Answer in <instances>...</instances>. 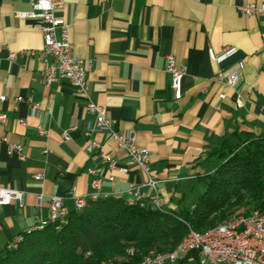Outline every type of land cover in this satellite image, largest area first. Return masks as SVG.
<instances>
[{
    "label": "crops",
    "instance_id": "obj_1",
    "mask_svg": "<svg viewBox=\"0 0 264 264\" xmlns=\"http://www.w3.org/2000/svg\"><path fill=\"white\" fill-rule=\"evenodd\" d=\"M247 3L264 6V0H64L73 53L93 61L90 98L104 106L117 131H133L137 145L149 151L150 172L170 209L202 187L218 163L209 153L224 139L234 141L235 131L264 132V17L241 16L237 6ZM29 9L28 0H0V94L7 97L0 103L7 115L0 122V187L22 193L21 206L16 198L0 204V252L48 217L51 195L72 209L74 196L91 192L86 169L101 165L85 151L83 130L95 119L85 98L67 80L49 87L42 80V64L31 54L42 34L32 19L17 16ZM167 56L184 68L179 99L170 89ZM219 71L238 76L234 89L215 79ZM19 95L39 102L40 110L16 102ZM96 137L125 165V151L106 131ZM9 143L22 145L24 160L8 152ZM109 174L114 180L102 181V195L126 201L128 184L146 179L133 167L123 173L103 165ZM141 191L147 200L150 189Z\"/></svg>",
    "mask_w": 264,
    "mask_h": 264
},
{
    "label": "trees",
    "instance_id": "obj_2",
    "mask_svg": "<svg viewBox=\"0 0 264 264\" xmlns=\"http://www.w3.org/2000/svg\"><path fill=\"white\" fill-rule=\"evenodd\" d=\"M234 135L209 153L218 163L202 177L204 188L188 208L142 207L150 202L114 195L89 198L81 210L68 211L65 223L34 225L8 241L0 264H138L150 249L171 250L189 228L203 232L233 214L263 212L264 132ZM130 246L134 254L119 261Z\"/></svg>",
    "mask_w": 264,
    "mask_h": 264
},
{
    "label": "built area",
    "instance_id": "obj_3",
    "mask_svg": "<svg viewBox=\"0 0 264 264\" xmlns=\"http://www.w3.org/2000/svg\"><path fill=\"white\" fill-rule=\"evenodd\" d=\"M29 10L18 11L17 16L28 18L34 21L42 34V45L39 49L31 52L42 64L41 76L44 84L49 87L59 80H67L78 94L86 100V109L94 114L95 119L92 126L83 130L86 139L85 151L87 154L101 160V165L88 167L87 175H91V192L73 197V207L80 208L86 204V197L94 194H106L101 191V184L104 179L113 181V175H103V165L112 170L127 173L129 168L140 170L146 179L143 183H129L125 190L127 200L142 195L141 188L148 187L153 196V203L141 204L142 207L164 208V202L157 188L158 180L151 174L149 167V151L136 143V135L133 131L119 132L113 127V120L106 115L105 108L96 104L89 95L88 72L92 67L91 59H84L73 53V44L68 36V23L64 18V0H28ZM241 16L258 15L264 17V6H257L255 3H247L237 6ZM212 60L216 59L213 49L208 50ZM14 53L10 57H14ZM165 70L170 74V89L173 97L179 99L182 96V78L184 68L178 66L172 56L166 57ZM218 82L226 84L234 89L238 76L234 73L225 74L219 71L215 75ZM220 99L225 93L218 95ZM7 99L5 94H0V103ZM16 102H25L31 112L40 110V103L31 97L21 95L14 98ZM237 106L243 103L242 97L237 93L235 98ZM7 115L0 110V122H4ZM39 135L46 136L47 131L38 126ZM107 132L108 139L114 141L125 151L126 163L119 161L103 148V143L96 137L98 132ZM63 138H69L66 132ZM44 149V152H48ZM9 153H17L20 160L25 159L23 147L19 143L8 144ZM34 179L39 180L42 174L36 173ZM18 199L22 205V193L15 190L0 187V204H7L11 199ZM41 196H39V199ZM68 209L63 206V199L59 195H51L49 200V215L45 219H39L36 224L46 220L65 223ZM193 253H196L194 256ZM134 254V248L130 246V258ZM194 259L196 264H264V211H253L246 216H235L227 224H219L215 230L207 235H196L191 229V237L183 240L182 246L175 251H170V258L165 261H153L143 264H185L188 260Z\"/></svg>",
    "mask_w": 264,
    "mask_h": 264
},
{
    "label": "bare ground",
    "instance_id": "obj_4",
    "mask_svg": "<svg viewBox=\"0 0 264 264\" xmlns=\"http://www.w3.org/2000/svg\"><path fill=\"white\" fill-rule=\"evenodd\" d=\"M100 197H105L103 196L102 194H94V195H91V196H87L86 197V201L87 199L91 198V199H97V198H100ZM144 200L142 198V196H135L133 199L131 200H127L128 203H137V202H140ZM150 203H153V196H149V198L147 199ZM86 204H84V206H80V208H74L75 210H81L82 208L85 207ZM240 216H246V215H240ZM66 218H67V215L65 217V222H66ZM233 219H235V215L234 216H231L229 217L225 222L221 223V224H227L228 222H231ZM49 221H53V220H46L42 223H38L35 227L36 228H42L47 222ZM218 226V225H216ZM216 226L212 227V228H209L203 232H197L195 231L196 235H207L210 233V231L212 230H215L216 229ZM189 237H191V228L188 229L187 233L185 234V236L181 239V241L176 244L175 247H173L171 250H168V251H163V252H156V251H149L147 254H145L140 262L138 264H143V263H152L153 261H165L166 258H170V251H175L177 250L178 248H180L182 246V243H183V240H187L189 239ZM127 256H130V248H127L126 249V253H125Z\"/></svg>",
    "mask_w": 264,
    "mask_h": 264
},
{
    "label": "rangeland",
    "instance_id": "obj_5",
    "mask_svg": "<svg viewBox=\"0 0 264 264\" xmlns=\"http://www.w3.org/2000/svg\"><path fill=\"white\" fill-rule=\"evenodd\" d=\"M203 188H204V184H202V187H201V188L196 189V191L193 192V194H192L191 197L186 198V199L183 201V204H180L179 207H186V208H188V207L190 206V202L195 200V196H196V194L201 193L202 190H203ZM167 208H168V207H167ZM234 215H235V216H236V215L240 216V215H242V214H241V213H240V214H233V216H234ZM231 216H232V215H231ZM128 248H130V247H128ZM150 250H151V251H156V252H158V251H157L158 249H150ZM150 250H149V251H150ZM125 253H126V252H125ZM122 257H125V254H124V256H122ZM118 260H119V261H124V260H127V258H120V257H118ZM107 264H111V262H109V263H107ZM185 264H196V261L192 258V259L188 260Z\"/></svg>",
    "mask_w": 264,
    "mask_h": 264
}]
</instances>
